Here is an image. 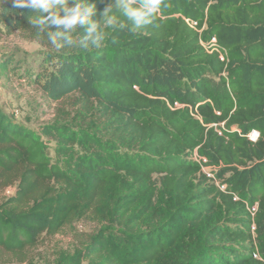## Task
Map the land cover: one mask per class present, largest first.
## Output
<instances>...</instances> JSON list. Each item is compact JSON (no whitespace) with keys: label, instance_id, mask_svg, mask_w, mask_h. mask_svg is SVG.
Masks as SVG:
<instances>
[{"label":"trees","instance_id":"obj_1","mask_svg":"<svg viewBox=\"0 0 264 264\" xmlns=\"http://www.w3.org/2000/svg\"><path fill=\"white\" fill-rule=\"evenodd\" d=\"M124 3L0 0V39L43 47L0 75L57 105L35 129L0 103V264H36L27 250L85 220L50 264H264V0H162L141 27ZM74 10L85 23L60 22Z\"/></svg>","mask_w":264,"mask_h":264},{"label":"rangeland","instance_id":"obj_2","mask_svg":"<svg viewBox=\"0 0 264 264\" xmlns=\"http://www.w3.org/2000/svg\"><path fill=\"white\" fill-rule=\"evenodd\" d=\"M42 49L38 42L27 40L20 33L0 39V57L13 55L15 60H26L27 63L23 67L34 68ZM21 74L22 72L0 75V103L7 113H16L17 119L37 129L40 125L53 120L57 105L47 100L45 94L36 85L21 79ZM14 192L15 188L11 187L6 190L5 195L9 196ZM94 230H96L94 223L88 220L82 221L52 238H45L37 248L27 250L28 257L36 264H50L55 250L61 248L73 251L80 245V240ZM5 258L11 259L9 256ZM11 264L19 263L14 261Z\"/></svg>","mask_w":264,"mask_h":264},{"label":"clouds","instance_id":"obj_3","mask_svg":"<svg viewBox=\"0 0 264 264\" xmlns=\"http://www.w3.org/2000/svg\"><path fill=\"white\" fill-rule=\"evenodd\" d=\"M12 2L15 8H25L35 5L38 0H12ZM39 2L43 3V0H39ZM161 6L162 0H142L138 8L133 7L127 0H125L124 3L126 16L131 19L137 27L152 24L157 17V12L161 10ZM60 22L71 27L73 25L85 23V17H83L78 10H74L72 15ZM109 22L111 23V21Z\"/></svg>","mask_w":264,"mask_h":264},{"label":"built area","instance_id":"obj_4","mask_svg":"<svg viewBox=\"0 0 264 264\" xmlns=\"http://www.w3.org/2000/svg\"><path fill=\"white\" fill-rule=\"evenodd\" d=\"M186 22L193 28H196L197 26V22L196 21H192L190 19H185ZM204 45V47L209 51V52H213V51H217L219 52V55H220V59L222 61H224L227 56H226V53H224L223 51H221L218 47V43H217V39L214 37L212 38L211 41L207 42V43H202ZM181 105L177 102H175L174 104V107H180ZM248 138L250 139V141L252 142H256L259 137H260V132L258 130H252L248 135ZM196 159H198L199 161H201L202 163H206L207 159L206 158H203V157H200L198 156V154L196 153L195 155ZM203 170L204 172L209 176V177H214V174L213 172L211 171V168L210 167H206V166H203ZM218 183V182H217ZM222 188H224V186H221ZM251 211L252 213L254 214L256 211H257V204L252 206L251 207Z\"/></svg>","mask_w":264,"mask_h":264}]
</instances>
